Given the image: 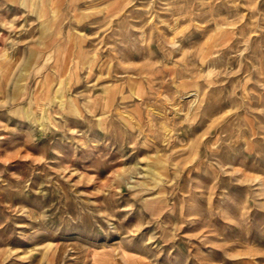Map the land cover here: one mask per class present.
<instances>
[{"label": "rangeland", "instance_id": "rangeland-1", "mask_svg": "<svg viewBox=\"0 0 264 264\" xmlns=\"http://www.w3.org/2000/svg\"><path fill=\"white\" fill-rule=\"evenodd\" d=\"M0 264H264V0H0Z\"/></svg>", "mask_w": 264, "mask_h": 264}, {"label": "bare ground", "instance_id": "bare-ground-1", "mask_svg": "<svg viewBox=\"0 0 264 264\" xmlns=\"http://www.w3.org/2000/svg\"><path fill=\"white\" fill-rule=\"evenodd\" d=\"M104 99H105V97H104ZM174 109H176V108H174ZM138 116V115H137ZM133 117V116H132ZM132 120H133V118H132Z\"/></svg>", "mask_w": 264, "mask_h": 264}]
</instances>
